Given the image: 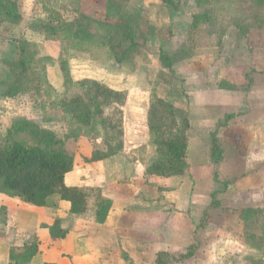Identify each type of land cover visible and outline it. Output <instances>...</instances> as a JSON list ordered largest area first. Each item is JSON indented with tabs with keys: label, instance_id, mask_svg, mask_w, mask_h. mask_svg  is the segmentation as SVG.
<instances>
[{
	"label": "rangeland",
	"instance_id": "374dc122",
	"mask_svg": "<svg viewBox=\"0 0 264 264\" xmlns=\"http://www.w3.org/2000/svg\"><path fill=\"white\" fill-rule=\"evenodd\" d=\"M173 1L177 10L161 0H4L13 9L7 15L0 8V141L33 145L40 134H51L76 157L78 167L87 165L90 146L115 143L120 149L107 163L114 169L109 168L132 167L141 173L157 156L147 127L148 109L163 98L189 121L188 172L182 177L134 179L143 182L150 206L162 207L168 217L175 211L190 214L184 200L177 202L179 187L185 199L195 195L192 214L199 217L197 223L205 209L209 213L202 229L216 236L225 229L257 234L264 229V202L253 204L251 191L239 189L238 179L245 175L248 151L264 150V4ZM208 9L210 20L202 14ZM126 21L137 47L120 58L110 43L122 35ZM161 51L172 59L171 69L161 60ZM83 79L122 93L120 103L106 109L122 111V132L112 142L98 117L83 125L62 104L74 94L83 96ZM226 114L235 116L219 126ZM214 130L223 149L217 179L210 170L204 172ZM223 182H229L226 188ZM213 192L219 201L215 208L208 207ZM213 238L194 236V258L173 262L209 264L205 248ZM216 239L210 264L227 263L218 258L223 244ZM258 245L244 255L264 264V241ZM242 254L235 260L243 259Z\"/></svg>",
	"mask_w": 264,
	"mask_h": 264
},
{
	"label": "crops",
	"instance_id": "0c3cea01",
	"mask_svg": "<svg viewBox=\"0 0 264 264\" xmlns=\"http://www.w3.org/2000/svg\"><path fill=\"white\" fill-rule=\"evenodd\" d=\"M91 150L92 146L85 157L87 165L78 167L74 156V167L65 176L66 185L78 186L89 193L88 208L82 214H71L70 202L61 199L58 194L51 195L46 205L34 206L0 193V264H155L158 252L165 251L175 256L184 254L188 246H195L192 243L194 236L205 237L206 240L215 237L213 239L217 243L216 238H219L223 246L218 258L227 260L223 264H256L253 257L244 255L252 248L244 232L225 229L221 231V236H216L209 230L201 229L195 234L198 224L196 218L199 217H193L192 214V209L197 206L194 194L189 193V199H185L181 195V188L176 187L177 202L182 204L184 200L191 213L175 211L168 217L170 214L165 213L162 207L150 206L146 194H143V182L140 184L133 181L145 179L147 167L141 173L137 169L134 173L132 167L112 170L109 166L112 168L113 164L107 163L115 154L88 161ZM263 164L262 147L250 149L244 156L242 167L245 175L238 179V187L249 190L248 193L251 191L253 204L264 202V193L261 192L264 190ZM204 167V172L210 170L213 176L210 159ZM110 170L113 174L123 175L113 176ZM100 197L110 201L103 221L99 220L97 214ZM144 199L147 201L145 204ZM55 220L59 221L61 229L66 233L63 238L53 240L49 227ZM30 241L37 243L38 250L29 261H11V248H21ZM215 241L212 240L205 248L211 257L208 259L209 264L214 260L215 247L212 242ZM196 251L195 247L193 255L185 259L194 258ZM241 254L243 259L235 260L234 257Z\"/></svg>",
	"mask_w": 264,
	"mask_h": 264
},
{
	"label": "trees",
	"instance_id": "16d2710c",
	"mask_svg": "<svg viewBox=\"0 0 264 264\" xmlns=\"http://www.w3.org/2000/svg\"><path fill=\"white\" fill-rule=\"evenodd\" d=\"M161 1L169 5L172 10L178 8L177 3L173 0ZM258 1L264 4V0ZM0 8L8 15L11 14L13 5L0 0ZM202 14L205 15L206 20L211 19L209 9ZM111 20H106L105 16L104 21L110 26H114ZM123 24L125 29L122 35H118V40L110 43L111 49L116 55H120V58L129 56L137 47L130 23L126 21ZM160 57L165 66L171 69L172 59L164 51L160 52ZM80 83L87 86L85 93L83 96L74 94L70 98L64 99L62 102L64 108L83 125L92 124L94 117H98L106 132L107 140L114 141L122 132V111L114 108L111 113H107L106 109L119 104L122 93L97 80L83 79ZM234 116V114L224 115V121H219V126H224ZM147 127L152 134L157 156L147 166L145 175L162 178L185 175L188 172L187 149L190 127L185 112L177 110L165 99L157 98L148 109ZM39 140L33 145L15 139L0 141V193L16 197L23 204L34 206H44L51 195L58 194L61 199L70 202L69 211L71 214L84 213L88 208L89 193L78 186H68L65 183L66 174L74 167V155L51 134H40ZM210 141L209 159L213 167V178L217 179L218 167L223 160V149L220 146L216 130L211 132ZM119 147L115 143L113 145L111 143L109 145L106 143L92 145L87 160L95 161L114 155L120 149ZM228 184L229 182L222 183L224 188ZM215 194L216 192L211 194V202L208 207L219 206ZM109 207L110 201L100 197L97 211L100 221L105 220ZM251 211V209H246L244 212L250 213ZM208 219L209 213L205 209L196 229L205 228ZM49 229L53 240L65 236L66 231L61 229L58 220H55ZM245 239L251 243V246H259V242L264 241V229L257 234L245 232ZM37 246L35 241H30L21 248L13 247L10 250L9 258L15 263H26L37 252ZM194 250L195 246L190 245L186 252L178 257L165 251L158 252L155 264H169L176 260L189 258L193 255Z\"/></svg>",
	"mask_w": 264,
	"mask_h": 264
}]
</instances>
